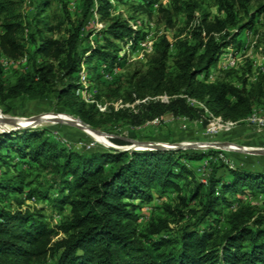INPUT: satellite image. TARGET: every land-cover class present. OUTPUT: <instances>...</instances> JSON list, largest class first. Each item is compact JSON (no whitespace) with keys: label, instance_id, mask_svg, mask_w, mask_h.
Segmentation results:
<instances>
[{"label":"trees","instance_id":"1","mask_svg":"<svg viewBox=\"0 0 264 264\" xmlns=\"http://www.w3.org/2000/svg\"><path fill=\"white\" fill-rule=\"evenodd\" d=\"M98 1V11L109 15V0ZM142 1L144 5L139 6L147 12L153 0ZM216 2L225 16L212 17L205 10L194 15L198 4L187 3L183 7L181 0H172L170 8H161L167 14L169 25H173L174 15L187 11L192 23L190 37L178 43L172 68L169 65L171 43L162 37L149 61L138 63L129 73L131 90L127 94H135V98L166 94L171 99L146 101L139 105L137 114L129 113L128 109L113 112L110 117L114 122L140 124L166 113L192 117L198 109L188 103L187 97L204 102L214 115L225 120L238 122L250 114L253 91L229 81L208 82L199 76L210 71L225 48L240 44L239 36L252 28L264 13V0ZM93 3L94 0H87L82 18L72 23L73 29L66 36L54 38L50 34L61 33L63 29L59 24L51 25L50 17L44 15L50 1H40L28 25H24L17 13L21 3L0 0L3 18L0 55L18 60L29 53L31 58L37 54L48 59L43 66L32 65L31 71L20 75L9 88L0 76L1 104L23 96L34 100L55 98L57 102L66 98L74 115L97 127L95 104L76 99L77 83L70 79L76 75L83 58L90 64L96 59L114 64L120 48L114 40L137 41L138 35L127 20L109 17V25L103 32L105 43L85 57L79 49V38ZM26 29H30L29 34ZM25 40L30 41V49ZM58 71H62L61 76ZM122 88L120 81L112 95L120 96ZM258 89L259 95H264L261 83ZM15 135L13 132L0 136V159L5 160L2 150L7 148L42 169L51 167L59 177L60 186L54 198L50 188L41 182L26 183V176L18 172L0 180V198H8L9 192L23 193L27 186V200L40 198L51 201L58 211L69 210L59 226H52L30 208L9 209L0 202V264H50L52 260L55 264H264V217L250 206L241 207L229 216L228 229L200 228L204 220L220 213L219 207L228 202L227 194L240 196L246 189L264 194V170L222 164L231 177L219 176L220 167L214 168L205 186L195 182L193 172L181 163L182 159H200L203 155L190 154L186 149L175 152L92 150L82 154L57 149L41 131ZM180 181L187 182L188 187L194 183L190 199L199 201L202 211L197 222L172 236L161 235L160 228H152L149 233L138 232L135 220L140 204L134 200L150 201L154 189L161 193L180 192L183 189Z\"/></svg>","mask_w":264,"mask_h":264},{"label":"rangeland","instance_id":"2","mask_svg":"<svg viewBox=\"0 0 264 264\" xmlns=\"http://www.w3.org/2000/svg\"><path fill=\"white\" fill-rule=\"evenodd\" d=\"M21 8L17 11L28 25V19L32 18L36 6L42 0H18ZM50 1L44 15L50 17L51 25H61V33H51L54 38L66 36L69 29H73L72 23H77L85 11L87 0H48ZM183 7L196 3L194 15H200L205 10L214 16H225L219 10L216 0H181ZM111 4L110 14L106 15L98 11L99 1L94 0L88 15L84 20L79 38V49L84 51L85 57L92 54L99 44L103 45L104 31L109 25L108 18H121L129 22L138 35L137 41L126 39L117 41L120 47L117 51L118 60L114 64H107L104 60L96 59L92 64L85 58L81 61L76 75L71 82L77 83L75 88L76 99L87 104H95L97 113L95 121L97 127H91L79 119L70 109L65 98L57 102L55 98L34 100L23 96L15 100H9L5 104L0 103V136H22L25 133L41 131L57 149H66L77 153H89L92 150L100 151H135V152H164L186 149L190 154L203 155L200 159H182L194 174L195 182L208 185L214 168H219V176L231 177L225 165H241L247 168H259L264 170V95H259L258 84L261 83L264 90V13L260 15L250 29L245 30L238 38L240 44L225 48L218 62L213 65L208 73L201 74L199 79L208 82L224 80L234 85L253 91V107L250 114L241 121L225 120L221 116L214 115L204 102L197 98L187 97L188 103L198 109L194 116L174 115L166 113L160 117L147 120L140 124L127 123L120 120L118 123L111 119V113L122 109H128L129 113L137 114L139 105L149 100H161L168 102V95H157L146 98H135V94H127L129 87V73L138 67V63H147L155 52L162 37H166L171 43L169 65L172 68L174 58L178 54V43L190 37V24L188 13L183 12L174 15L173 25L167 23V14L161 8H170L172 0H153L148 8L142 0H109ZM0 17V33L3 32ZM71 19V20H69ZM70 21V22H69ZM36 20L32 22V26ZM30 26V25H29ZM27 27V26H26ZM30 33V29H26ZM28 37V36H27ZM30 49L31 43L25 40ZM111 49L110 51H112ZM48 59L43 55L27 53L23 58L13 60L0 55V76L6 88L16 83L18 77L29 73L32 65L43 66ZM61 76L62 71L57 72ZM85 77V79L83 78ZM121 81L123 88L120 96H114L113 89ZM83 85H85L83 87ZM87 85V86H86ZM62 88V83L59 84ZM184 97V95H183ZM203 110V111H201ZM43 118L45 120L39 121ZM84 123L99 132L91 133L84 128L70 124V121ZM68 122V123H67ZM72 123V122H71ZM161 146L171 147L168 150ZM225 146L231 149L224 148ZM0 159V180L7 179L14 173H23L26 183L41 182L50 188L51 197H56L59 188V177L51 171V167L42 169L40 165L32 164L18 155L12 154L4 148ZM6 161L7 164H4ZM9 171V173H7ZM15 171V172H14ZM194 182V181H193ZM180 181L183 189L180 192L168 190L164 193L152 190V199L141 202L136 210V226L138 232L149 233L150 229H162L161 235H176L187 225H193L202 215L199 201L191 200L192 183ZM35 187V186H34ZM27 186L23 193L9 192L8 198L1 197V204L9 209L21 207L30 208L38 212L45 221L52 226H59L63 215L53 207L51 201L40 198L27 200ZM227 201L219 209L220 213L204 220L200 228L214 227L218 230L228 229L229 216L241 207L250 206L264 217V194L244 190V194L233 196L227 194ZM50 264H55L52 260Z\"/></svg>","mask_w":264,"mask_h":264},{"label":"water","instance_id":"3","mask_svg":"<svg viewBox=\"0 0 264 264\" xmlns=\"http://www.w3.org/2000/svg\"><path fill=\"white\" fill-rule=\"evenodd\" d=\"M38 120H39V121H43V120H45V119L40 118V119H38ZM70 124H73V125H75V126H78V127L84 128V129H89V131L99 134L98 131H96V130L90 128L88 125H86V124H84V123H70ZM170 148H171V147H169V146H161V149H163V150H168V149H170ZM177 148L181 149V148H184V147H182V145H179ZM224 148H226V149H231V148L228 147V146H225Z\"/></svg>","mask_w":264,"mask_h":264},{"label":"bare ground","instance_id":"4","mask_svg":"<svg viewBox=\"0 0 264 264\" xmlns=\"http://www.w3.org/2000/svg\"><path fill=\"white\" fill-rule=\"evenodd\" d=\"M70 121V123L72 122V123H77V122H75V121H71V120H69ZM85 130H87V131H89V129H85ZM91 132V131H90ZM91 133H93V132H91ZM94 134V133H93Z\"/></svg>","mask_w":264,"mask_h":264},{"label":"built area","instance_id":"5","mask_svg":"<svg viewBox=\"0 0 264 264\" xmlns=\"http://www.w3.org/2000/svg\"><path fill=\"white\" fill-rule=\"evenodd\" d=\"M83 78L85 79V77L83 76ZM85 85H83V87H84ZM87 86V85H86Z\"/></svg>","mask_w":264,"mask_h":264}]
</instances>
